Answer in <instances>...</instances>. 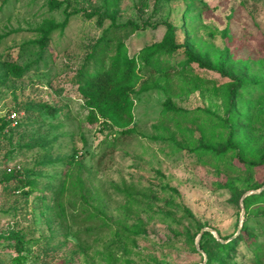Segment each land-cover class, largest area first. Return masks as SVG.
<instances>
[{"label": "rangeland", "instance_id": "1", "mask_svg": "<svg viewBox=\"0 0 264 264\" xmlns=\"http://www.w3.org/2000/svg\"><path fill=\"white\" fill-rule=\"evenodd\" d=\"M57 1L62 4L50 8L48 0H0V73L7 72L0 79V118L16 110L24 120L0 135V258L7 251L2 235L11 228L21 230L30 251H40L50 228L37 195L56 190L51 202L56 216L67 219L68 235L79 232V237L57 241L45 264H199L203 254L192 250L191 239L200 229L212 228L228 239L245 216L243 239L229 256L236 264H255V252L264 255V204L245 209L240 199L264 182V166L242 173L232 159L237 167L226 171L205 144L222 130L232 78L264 80V0H201L204 9L188 0H115L116 23L138 26L121 35L130 55L159 41L168 21L179 24L180 39L198 62L176 66L184 59L175 53L168 57L175 66L167 83L141 90L157 75L141 78L131 94L133 118L125 127L99 116L89 120V108L76 90V72L110 21L103 0ZM75 9L81 11L57 26L64 10ZM46 32L41 47L38 40ZM7 63L21 67L22 74H13ZM167 100L177 112L163 111ZM42 103L55 107L56 115L47 114ZM22 105L28 113L19 109ZM232 106L264 122V95ZM257 134L264 149V125ZM13 169L35 172L36 186L47 189L24 186L7 194L1 174ZM70 216H93L95 222L85 232ZM117 236L131 240L124 255L113 242ZM106 252L117 261L107 262Z\"/></svg>", "mask_w": 264, "mask_h": 264}, {"label": "trees", "instance_id": "2", "mask_svg": "<svg viewBox=\"0 0 264 264\" xmlns=\"http://www.w3.org/2000/svg\"><path fill=\"white\" fill-rule=\"evenodd\" d=\"M188 1H193L191 3H194L199 8H208L207 4L201 0ZM103 3L104 13L110 21L102 29L99 38L94 43L90 52L85 55L76 72V90L83 96L89 108V120L95 121L96 116H99L104 120L111 119L115 123L117 122L120 127H125L133 118V98L131 94L133 93L134 86L141 78L157 75L155 78L149 77L153 79L151 83L144 82L139 87L141 90H146L151 85H157L159 81L167 83L169 80L168 74L174 69L175 65L181 66L185 62H198L192 56L188 44L180 39L181 28L179 24L168 21L163 22L164 32L159 41L143 47L138 55H130L126 50L124 41L121 39V35L128 33L133 28H138V26L135 24L116 23L114 13L111 11L115 0H103ZM48 4L50 8H56L62 3L57 0H48ZM80 11L78 9L72 10L71 12L64 10V19L57 26L64 27L69 16ZM85 17L90 18L92 16L86 13ZM96 21L101 26L103 21L99 14H97ZM47 34L48 32L38 40L41 47L46 43ZM175 53H181L184 60L176 62L175 65L169 64L168 57ZM7 67L13 74H22V68L17 65L7 63ZM5 74L7 72L0 73V79L5 78ZM263 95L264 80L261 78H255L253 81L248 82L242 77H235L228 84L226 91V113L219 121V126L222 130H220L216 138L213 137V142L205 144V146H208V149L204 147L209 151L213 159L221 163L222 168L226 171H235L234 169L237 166L232 162L234 159L243 168L242 173L250 172L254 167L261 164L264 166V149L259 146L257 136V130L264 125V122L258 124L260 118L254 116L253 112L238 111L232 106V104L238 103V101L254 102V100L261 98ZM40 105L50 116H55L58 112L50 104L42 103ZM19 109L28 113L30 108L22 105ZM163 111H171L173 113L175 111L177 112L178 109L173 106L170 100H167L164 104ZM179 114L184 115L181 112ZM20 122L23 123L24 120L20 119L18 113L16 123L12 126L8 117L0 118V135L3 133L4 128L8 127L11 129L17 127ZM204 125L206 127V123ZM120 134L127 135L128 131L120 130ZM115 139L117 138L114 137L112 140ZM105 142L107 141L105 140ZM46 143V141L42 142L43 148H46ZM73 156H76L75 153L66 157L67 161H65L68 165L72 164ZM55 160L62 163L60 159L56 158ZM49 162L53 163V160H49ZM1 182L7 194L15 189L24 190V186L30 190L37 189V191L47 189L42 186H36L37 180L35 178V172L33 171L24 172L14 169L10 173L3 171L1 174ZM263 183H257L253 188L257 189ZM55 192L57 191L53 190V193L50 191L51 194L43 193L37 195L38 199L43 202L44 219L50 228L49 234L46 237H42L40 251H36L35 253L30 251L27 247L28 242L25 240L21 230L11 228L5 235H2L4 240L3 247L7 251L3 255V258H0V264H45V259L48 254L55 253L54 250L57 247V241L62 240V242H66L69 236L79 237V232L68 235L66 233L67 219L65 221L62 216H56L58 215V211L55 206L51 205V202L57 199ZM257 202L264 204V189L259 193H252L243 198L245 209H248L251 204ZM70 217L85 226V232L89 231L95 222L93 216ZM247 222L248 217L245 216L240 232L233 239L223 243L216 240L211 232L203 231L199 239V248L207 256L204 264H236V261L232 260L229 256V252L239 240L243 239L242 230L248 226ZM102 224H104V227L106 225L105 221ZM98 229L101 228L99 227ZM117 237L113 242L122 248V255H124V253L129 251L128 246L131 245V240L129 241L128 238L122 236ZM221 237L226 238L224 236ZM191 241L192 250L197 252L195 240L192 238ZM106 253L107 262L112 263L114 260L117 261V257H114L111 252ZM53 255H51V258ZM255 256V264H264V255L260 257L258 252H255ZM66 260L69 263L72 262L74 260L73 255Z\"/></svg>", "mask_w": 264, "mask_h": 264}, {"label": "water", "instance_id": "3", "mask_svg": "<svg viewBox=\"0 0 264 264\" xmlns=\"http://www.w3.org/2000/svg\"><path fill=\"white\" fill-rule=\"evenodd\" d=\"M263 189H264V184H263L262 186H260L259 188H257V189H253V190H249V191L244 192V193L242 194V196H241V199H240L241 208H243V198H244L245 196H247V195H249V194H252V193H259V192H261ZM242 212H243V211H242ZM242 212H241V213H242ZM241 219H242V218H240V220H239V225L237 226L236 232H235L230 238H233L234 236H236V235L240 232V227H241V222H242ZM203 231H209V232H211V233L213 234L214 238H215L216 240L220 241V242H227V241L230 239V238H228V239H221L220 236H219V234H218V232H217L216 230L212 229V228H209V227H203V228H201L200 231H199V233L197 234L196 239H195V246H196L197 250H198L199 252H201V254H203V260H202V262L199 263V264H204L205 261H206V254L204 253V251H202V250L199 248V239H200V236H201V234H202Z\"/></svg>", "mask_w": 264, "mask_h": 264}, {"label": "built area", "instance_id": "4", "mask_svg": "<svg viewBox=\"0 0 264 264\" xmlns=\"http://www.w3.org/2000/svg\"><path fill=\"white\" fill-rule=\"evenodd\" d=\"M9 120L11 121V125H14L16 123V118H17V112L16 111H9V114L7 116Z\"/></svg>", "mask_w": 264, "mask_h": 264}]
</instances>
